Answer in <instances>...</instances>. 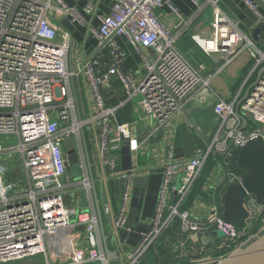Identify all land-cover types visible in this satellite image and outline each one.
<instances>
[{
  "label": "built area",
  "instance_id": "1",
  "mask_svg": "<svg viewBox=\"0 0 264 264\" xmlns=\"http://www.w3.org/2000/svg\"><path fill=\"white\" fill-rule=\"evenodd\" d=\"M167 1L112 0L110 12L96 13L99 23L91 28L97 52L103 47L108 49V67H101V57L96 52L70 71L69 34L58 28L54 17L70 14L81 20L78 10L65 0H0V137H16L17 143L7 152L19 158V175L0 164V264H19L38 255L45 257V264H52L48 261L46 238L76 226H83L81 256L68 264H107L91 198L82 131L91 163L99 173L97 180L126 181L115 214L109 201L103 202L101 208L102 214L110 216L109 236L119 243L123 264H139L149 247L174 224L188 236L219 231L229 241L242 234L239 228L223 221L220 204H211L204 217L182 205L213 152L224 153V176L217 181L219 195L228 184L241 182L242 175L231 170L229 159L248 138L261 135L264 139V71L236 111L237 96L232 101L217 96L211 88L215 74H202L204 66L193 67L180 51L179 24L186 20L181 19L172 29L156 15L155 10ZM190 1L197 10L208 7L211 12L206 32L194 35L203 52L217 53L229 64L247 51L254 59L253 70L264 65V50L221 8V0ZM241 1L259 21L263 20L264 4ZM94 10L91 1L84 7L86 12L95 13ZM119 38L141 55L139 73L124 68L126 51ZM80 76L87 100L84 116L71 91V79L75 83ZM112 76L122 84L124 95L117 103L108 104L102 90ZM136 96L150 122L149 137L169 129L176 114L188 104H212V99L217 125L207 146L184 160L174 157L173 145L167 136H162L164 158L154 212L137 243L124 251L120 231H130L125 223L133 179L149 171L134 164L129 171L119 170L121 142L129 139L132 151L135 135L130 122L118 121V113ZM241 115L256 125L253 130L241 129ZM67 138L74 140L81 170L76 180L69 182L64 180L67 168L63 142ZM146 144L147 140L141 141L140 147L144 149ZM3 153L0 144V155ZM72 186L84 191L86 207L66 203L65 193ZM245 206L250 212L248 220L262 214L261 224L231 251L264 233V205L248 197ZM231 251L196 258L190 264H216Z\"/></svg>",
  "mask_w": 264,
  "mask_h": 264
},
{
  "label": "crops",
  "instance_id": "2",
  "mask_svg": "<svg viewBox=\"0 0 264 264\" xmlns=\"http://www.w3.org/2000/svg\"><path fill=\"white\" fill-rule=\"evenodd\" d=\"M89 1L94 4L95 13L84 11V7ZM253 1L260 5L256 0ZM65 2L68 5L74 6L83 18L76 20L70 14L54 17V22L58 28L69 34L72 51L71 54H68V65L71 64L75 67L97 52V40L91 28L97 27L99 23L96 13L107 14L110 12L112 0H65ZM220 6L239 26L243 25L247 29L248 32L246 33L249 38L260 49L264 50V30L262 29L264 28V8L263 10L261 9L263 20L259 21L256 14L241 0H221ZM155 13L164 24L172 29L179 24L181 19L186 20L185 23L182 22L179 24L181 34L178 47L193 67L198 68L200 65H203L204 68L201 70V73L204 75L209 74L213 63L217 62L221 56L217 53L208 55L203 52L198 47L194 35L199 32L204 34L208 29L211 19L210 9L204 7L202 10H197L190 0H168L157 8ZM66 18L69 20L68 26L61 23ZM257 26L260 27V34L258 41H254L251 38V33ZM119 39L122 47L126 51L124 68L128 71L139 73L142 67L141 55L124 38ZM96 55L101 57V66L103 65V69H106L109 65L108 49L103 47ZM253 67L254 59H252L250 54L247 51L241 53L232 62L229 64L224 63L214 72L215 76L211 84L212 90L217 96L227 101H232L237 96V103L243 96L246 87L256 78L258 69L253 70ZM81 81L80 76L78 79H75L73 85L80 111L82 116H84L87 111V100L84 97V87ZM104 90L106 91L105 97L107 101L117 102L124 95L123 86L116 76L110 78ZM214 102L215 100L212 99V104H204L201 106L188 104L184 110L176 114L172 126L155 137L148 136L150 122L142 112L139 99L138 101L133 100L127 103L126 105L129 106L126 107L125 105L118 113V118L120 116L122 122L128 121L131 123V131L135 135L131 151L134 166L149 170L144 173L148 177L145 196L139 199L136 217L130 227V231H120L124 251L130 250L137 243L139 233L146 229L148 221L154 212L161 177V166L164 158L160 142L162 136H167L169 144L173 145L174 157L176 159L184 160L192 157L197 149H204L207 146L211 135L216 129L217 120L213 110ZM144 140H147V144L142 149L140 142ZM92 169L100 212L102 203L109 201L112 211L115 214L118 197L126 183L125 179L113 178L106 181L97 180L99 179V173L95 165H92ZM222 169V162L215 161L201 184V193L190 199L187 208L195 215L204 217L208 213L211 204H220V187L217 185V181L221 176H224ZM76 178L68 172L67 168L64 177L65 182L74 181ZM91 198L96 209L93 192ZM65 200L69 205L87 206L84 191L78 187H70L65 193ZM101 220L105 234L107 235L109 249L115 251L120 256L117 259H112L109 264H123L125 260L120 255L118 249L119 243L109 236L110 216L102 214L101 212ZM248 223L249 220L245 222L244 227L248 226ZM201 235L203 234H191L190 236H185L183 239L178 238L174 240L172 238H166L163 240L162 243L165 248H168L169 254L166 258L162 259L173 260L172 263L165 264H190L196 258L218 256L220 253L216 255L213 253L216 250H223L224 242H207L203 244L200 242ZM82 236L83 230H73L70 233L61 232L52 236L47 243L48 261L52 264H68L72 262V258H77L78 255L81 256ZM155 258L156 260H162L158 255H155ZM29 259L33 260L32 264L46 263L45 257L42 255ZM81 264L87 263L83 262Z\"/></svg>",
  "mask_w": 264,
  "mask_h": 264
},
{
  "label": "water",
  "instance_id": "3",
  "mask_svg": "<svg viewBox=\"0 0 264 264\" xmlns=\"http://www.w3.org/2000/svg\"><path fill=\"white\" fill-rule=\"evenodd\" d=\"M260 5L264 4V0H256ZM65 26H68L69 20L66 18L61 21ZM240 28L244 32L248 30L240 25ZM260 34V27L257 26L251 33V38L254 41H258ZM105 43V42H104ZM99 50V49H98ZM72 51V44H70V51ZM96 53V52H95ZM94 53V54H95ZM93 54V55H94ZM93 55H91L87 60H89ZM225 62L224 58H220L217 62L213 63V67L209 74L214 73L218 70V67L223 65ZM70 71H73L75 67L71 64L69 65ZM264 71V65L261 66L258 71L255 80L246 87L243 96L238 100L235 108L236 111L239 108L240 103L248 95L250 88L258 81L262 72ZM71 91L73 95V100L78 109V100L76 91L73 85V80L71 79ZM78 118L80 119V114L78 111ZM242 124L241 129H245L248 124L246 117L241 115ZM81 138L83 143V149L85 153L86 163L89 170L91 178V189L96 204V213L99 219V228L102 238L103 250L106 258V263L108 264L112 259H117L118 255L115 251L109 249L107 244V235L105 234L104 228L102 226L101 212L99 209V200L96 195L95 179L92 173V163L89 158L88 149L85 141L84 132H81ZM231 142L228 143V148ZM64 154L66 168H70L73 173V177H78L80 174L79 158L78 154L74 148V140L72 138H67L63 142ZM224 153L213 152L212 156H222ZM230 168L233 172L242 175L241 182H232L228 184L225 190L220 196L221 204V217L223 221L231 224L234 228L242 227L245 222L250 217V212L245 206L246 199L252 197L255 202L259 205H264V139L261 135H256L252 138H248L244 144H242L229 159ZM133 166L132 153L130 147V140L124 139L120 146V169L123 171H129ZM71 179V178H70ZM148 177L146 175H139L133 179V187L131 191L130 204L127 214V219L125 226L130 228L136 217L139 199L145 196L146 186ZM73 230H83V226H76L74 228L63 229V233H70ZM214 233V234H213ZM209 234H203L200 236V242L205 244L210 243H222L225 241V236L219 231H215ZM47 241L50 237L46 238ZM216 264H264V233L260 236L254 238L246 245L238 247L231 251L225 258Z\"/></svg>",
  "mask_w": 264,
  "mask_h": 264
},
{
  "label": "trees",
  "instance_id": "4",
  "mask_svg": "<svg viewBox=\"0 0 264 264\" xmlns=\"http://www.w3.org/2000/svg\"><path fill=\"white\" fill-rule=\"evenodd\" d=\"M264 30V28H262ZM102 68H104V66H101ZM103 95L105 97L106 91L103 89L102 90ZM106 99V97H105ZM106 102L108 104H115L117 103L115 102H111V101H107ZM129 105H126V107H128ZM122 110V109H121ZM125 120V119H123ZM248 120V124L245 127L246 131H250L253 130L255 128V124L249 120ZM118 121L122 122L120 116L118 118ZM222 162V157L221 156H210L205 167L203 168L200 177L197 179V181L195 182L193 188L191 189V191L189 192V194L186 197V200L184 202V204L182 205V208L185 209L188 207V203L190 202V199L201 193L200 187L201 184L204 181L205 176L208 174L209 170L211 169L212 165L214 162ZM261 218H262V214L256 215L255 217L251 218L249 220V225L244 227V225L242 227L239 228V230L241 231L242 234H240V236L235 239V240H229V241H225L224 244V249L219 251L216 250L213 254L216 255L217 253H226L228 251H231L235 246H237V244H239L240 242L244 241L250 234L254 233L256 231V229L260 226L261 224ZM185 236H188V234L186 233H182L179 231V229L177 228V225L174 224L171 228L167 229L166 231H164L160 237L154 242V244H152L149 249L147 250V252L144 254V256L141 258L140 263L139 264H165V263H172L173 260L168 259V260H163L162 258H166V256L169 254V250L168 248H165L163 245V240H165L166 238L168 239H178V238H184ZM155 255H158L160 257V259L162 260H156Z\"/></svg>",
  "mask_w": 264,
  "mask_h": 264
},
{
  "label": "rangeland",
  "instance_id": "5",
  "mask_svg": "<svg viewBox=\"0 0 264 264\" xmlns=\"http://www.w3.org/2000/svg\"><path fill=\"white\" fill-rule=\"evenodd\" d=\"M140 99L139 96H136L134 98V101H138ZM17 143L16 137L14 135L10 136H2L0 137V144L5 151L2 155H0V164L4 165L6 169H8L11 172H14L15 175H19V158L16 153L9 154L7 152V149L13 147ZM68 172L73 175L72 170L68 168ZM74 176V175H73ZM32 259H25L24 261H21L19 264H32Z\"/></svg>",
  "mask_w": 264,
  "mask_h": 264
}]
</instances>
